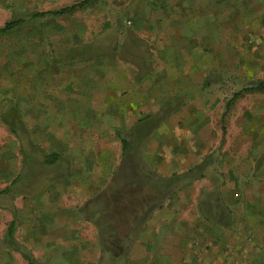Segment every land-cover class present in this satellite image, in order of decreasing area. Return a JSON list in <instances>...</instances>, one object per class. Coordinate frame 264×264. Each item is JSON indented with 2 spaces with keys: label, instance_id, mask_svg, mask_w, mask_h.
Instances as JSON below:
<instances>
[{
  "label": "crops",
  "instance_id": "obj_1",
  "mask_svg": "<svg viewBox=\"0 0 264 264\" xmlns=\"http://www.w3.org/2000/svg\"><path fill=\"white\" fill-rule=\"evenodd\" d=\"M186 1L113 3L116 40L35 62L48 72L19 88V124L0 101V264H225L237 239L264 255V141L248 122L239 147L221 133L216 14ZM252 1L228 47L264 22Z\"/></svg>",
  "mask_w": 264,
  "mask_h": 264
},
{
  "label": "rangeland",
  "instance_id": "obj_2",
  "mask_svg": "<svg viewBox=\"0 0 264 264\" xmlns=\"http://www.w3.org/2000/svg\"><path fill=\"white\" fill-rule=\"evenodd\" d=\"M2 1L5 3L8 1L9 11L0 13V27L13 18H22L27 22L11 34L0 35V101H6L5 109L2 110L5 114L4 118L9 121L8 123L12 118L14 124L15 122L19 124V111L17 110L19 108V88L22 90L27 88V84L32 81L33 72L37 73L39 78L44 77L48 72L47 63L40 62L37 65L35 62L47 56L92 55L100 52L118 38L119 29L113 28H116L115 25L124 24L123 19L126 17L123 9L114 8L112 5L123 0H96L74 13L37 20L31 19L35 12L55 11L84 0ZM240 1H186V4L197 3L196 7L203 9L210 6L216 14V74L214 80L216 88L219 89L217 94L224 98L225 104L237 92L264 81V22H259L254 31L232 37V41L235 42L232 47L224 43L228 39L227 41L222 40L225 37L224 30L229 27L231 13H235L234 10L239 13L254 8L252 0H244L242 5ZM152 4L154 6V3ZM261 5V7L258 5L259 10L261 8L264 10V1ZM242 96L233 104L226 116H223L224 113L221 112L218 114V127L221 133L225 126L226 134H231L233 146L236 147H239V136L246 135L245 129L241 128L239 122H248L246 130L249 139L254 138L253 140L261 141L263 139L264 141V92H247ZM257 128L261 131L259 135L255 132ZM216 155L217 157H213V162L217 163L221 155L218 153ZM236 162L237 160H232L231 165L234 166ZM45 178L41 176L31 181L34 186L38 185L36 191L42 190ZM22 184L26 188V181H22ZM137 241V237L129 240V249ZM252 245V242L237 239L231 247V254H228L225 264H237L238 262L264 264V255H252Z\"/></svg>",
  "mask_w": 264,
  "mask_h": 264
},
{
  "label": "trees",
  "instance_id": "obj_3",
  "mask_svg": "<svg viewBox=\"0 0 264 264\" xmlns=\"http://www.w3.org/2000/svg\"><path fill=\"white\" fill-rule=\"evenodd\" d=\"M94 1H96V0H84L81 3H77V4H74L72 6H67V7L61 8L59 10L34 13L31 16V19L37 20V19H43L45 17L65 16V15L74 13L76 11H79V10L91 5ZM26 23L27 22H26L25 19L13 18L10 21H8L3 27H0V35L11 34L14 31L20 29ZM247 92H264V81H260L256 86H251V87L245 88V89L237 92L235 94V96L228 102L226 113H228V111L233 106L235 101L238 98H240L244 93H247ZM223 131H224V135H226L227 131H226L225 127L223 128ZM124 149H125V152H127L129 150L128 149V144L126 142L124 143ZM169 180H166V181H163V182L162 181L152 180V185H153V187L154 186H158V185H160V186L161 185H166L167 183H170ZM164 182H167V183H164ZM152 196H153L152 199L154 200V197H155L154 194ZM10 232L12 233V229L10 230ZM122 241H124V240H120V239L107 240V242L109 243L110 247H115V245H120L121 246L122 245Z\"/></svg>",
  "mask_w": 264,
  "mask_h": 264
}]
</instances>
